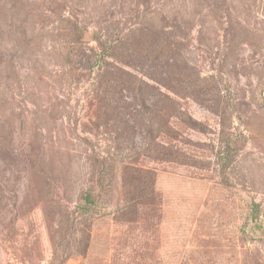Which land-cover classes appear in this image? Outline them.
I'll use <instances>...</instances> for the list:
<instances>
[{"label": "rangeland", "instance_id": "rangeland-1", "mask_svg": "<svg viewBox=\"0 0 264 264\" xmlns=\"http://www.w3.org/2000/svg\"><path fill=\"white\" fill-rule=\"evenodd\" d=\"M20 7L0 264H264V0Z\"/></svg>", "mask_w": 264, "mask_h": 264}, {"label": "trees", "instance_id": "trees-1", "mask_svg": "<svg viewBox=\"0 0 264 264\" xmlns=\"http://www.w3.org/2000/svg\"><path fill=\"white\" fill-rule=\"evenodd\" d=\"M23 0H0V32H7L8 28H13L18 25H24L27 21L26 16L24 14H20L21 5ZM17 15V18L14 17ZM38 13H34L31 15L34 20L35 16ZM80 31V32H79ZM80 30V27H76V32H79V36L77 40H82L84 36V31ZM4 38L3 35L0 36L1 39ZM99 43V41H98Z\"/></svg>", "mask_w": 264, "mask_h": 264}]
</instances>
